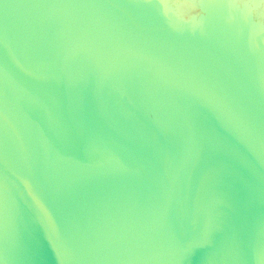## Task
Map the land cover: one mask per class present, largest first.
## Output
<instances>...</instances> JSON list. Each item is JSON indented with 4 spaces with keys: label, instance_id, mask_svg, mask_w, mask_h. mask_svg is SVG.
Here are the masks:
<instances>
[{
    "label": "water",
    "instance_id": "1",
    "mask_svg": "<svg viewBox=\"0 0 264 264\" xmlns=\"http://www.w3.org/2000/svg\"><path fill=\"white\" fill-rule=\"evenodd\" d=\"M0 264H264V0H0Z\"/></svg>",
    "mask_w": 264,
    "mask_h": 264
}]
</instances>
